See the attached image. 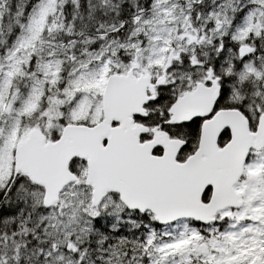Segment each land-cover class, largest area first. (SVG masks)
I'll list each match as a JSON object with an SVG mask.
<instances>
[{"label":"snow or ice","instance_id":"1","mask_svg":"<svg viewBox=\"0 0 264 264\" xmlns=\"http://www.w3.org/2000/svg\"><path fill=\"white\" fill-rule=\"evenodd\" d=\"M0 264H264V0H0Z\"/></svg>","mask_w":264,"mask_h":264}]
</instances>
